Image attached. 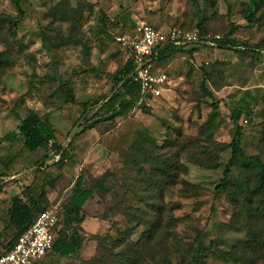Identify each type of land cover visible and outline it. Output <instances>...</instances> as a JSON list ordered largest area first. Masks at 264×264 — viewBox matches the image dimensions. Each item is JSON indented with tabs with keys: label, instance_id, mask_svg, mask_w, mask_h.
I'll use <instances>...</instances> for the list:
<instances>
[{
	"label": "rangeland",
	"instance_id": "1",
	"mask_svg": "<svg viewBox=\"0 0 264 264\" xmlns=\"http://www.w3.org/2000/svg\"><path fill=\"white\" fill-rule=\"evenodd\" d=\"M212 1L25 0L21 17L0 0V17L12 20L0 23V251L17 239L9 210L19 197L56 207L65 236L82 237L75 254L50 252L37 264H186L200 246L199 264H264L258 167L237 162L225 190H216L238 129L245 153L264 163V0H256L251 23L249 0ZM121 15L128 31H116ZM140 22L196 32L201 42L161 51L166 90L129 106L116 37ZM216 36L229 40L226 47L207 43ZM32 112L51 123L58 146L24 147L18 126ZM147 154L174 162L177 183L169 187L157 165L143 162ZM79 178L94 194L68 224ZM159 188H166L162 217H139L136 210L148 212L142 201L159 200ZM152 219L161 230L151 239Z\"/></svg>",
	"mask_w": 264,
	"mask_h": 264
},
{
	"label": "trees",
	"instance_id": "2",
	"mask_svg": "<svg viewBox=\"0 0 264 264\" xmlns=\"http://www.w3.org/2000/svg\"><path fill=\"white\" fill-rule=\"evenodd\" d=\"M10 3L13 5V7L16 9L18 14L21 17L25 16V10L23 7L25 0H9ZM211 3L214 4L215 2L211 0ZM244 7H246L245 10V19L251 23L254 21L255 18V9L257 6L256 0H249L248 2H243ZM5 19V20H4ZM2 21H8L11 23V19L9 18H3L0 17V23ZM229 43V40L218 41V45L220 47H226V45ZM245 50H251V51H258L255 48H251L249 46H245ZM133 64L131 60L127 59V61L124 64V67L118 72V82L122 83L124 87L125 94L128 95L129 99H131L129 102V106L133 105V102L141 100V90L138 84L132 81V79L129 78L132 70H133ZM202 88L204 91V94L210 98L213 97V94L208 90L206 87V83H202ZM214 109H217L219 107L218 103L214 104ZM18 132L20 135L23 136L24 139V147L30 151L35 152L42 148L47 147H56L58 146V140L55 134V131L51 125V123L45 119L43 116L32 112L29 114L26 118L22 120L20 125L18 126ZM241 136L242 132L241 129H238L234 135V138L232 139L230 143V148L232 150L231 157L226 164L224 175L221 180V183L216 187L217 193H222L225 190V184L226 181L229 179V176L231 174L232 168L234 165L241 161V162H248L252 163L254 162L259 170V184H258V190L264 194V163L260 160L259 156H248L245 151L243 150L241 146ZM143 162L147 163H153L159 167V171H161L162 176L164 179H168V185L169 187H172L173 184L177 183L176 178L177 175L173 171L174 162H171L170 160H167L166 157H162L159 155L151 156L149 154L145 155L143 159ZM131 162V160H129ZM108 173L103 175L100 179L96 180L97 186L102 189H106V181L108 179ZM171 185H170V184ZM166 188L164 189H157L156 197L159 199L158 201L155 200L153 202H146L142 201L145 204V207L148 212L142 211L140 209L136 210L137 215L139 217H142L143 215H147L150 213H153V216H157L158 218L162 217L163 210H165V202L163 201V194ZM93 190L92 189H85L82 187V181L79 178L76 188L74 191V194L72 195L70 202H69V212L70 216L67 218L68 224H71L76 220L81 213V209L83 205L86 203L87 200L91 199L93 197ZM132 208H123L122 212L123 214L129 216L131 213H133ZM42 210L39 206H31L24 202L21 198L16 197L13 199L12 205L9 210V220L10 223L17 229L19 236L32 224L37 214ZM157 214V215H156ZM149 218L151 216L148 215ZM150 231H152L151 239L154 238L158 232L161 230V226L159 223H157V219H152ZM17 239L10 243L8 248L5 251H9ZM82 247V237L80 234L75 232V234L71 237L65 236L62 226L60 225V228L58 230L57 238L55 241L54 248L52 250V253H58L61 256H69L75 254L77 251H79ZM204 248L202 246L198 249V255L193 256L192 260L187 262L186 264H199L201 254L203 253ZM130 255L137 259V263L142 262V253L139 252L136 248L131 249ZM259 250L256 254V257L258 256ZM152 259H154V256H152ZM159 264H170L168 258H164L163 262L161 261Z\"/></svg>",
	"mask_w": 264,
	"mask_h": 264
},
{
	"label": "built area",
	"instance_id": "3",
	"mask_svg": "<svg viewBox=\"0 0 264 264\" xmlns=\"http://www.w3.org/2000/svg\"><path fill=\"white\" fill-rule=\"evenodd\" d=\"M220 40L221 37L216 36L207 43L216 44ZM116 41L134 66L129 78L139 85L141 100H145L160 97L169 81L167 72L157 68L160 52L169 47L200 43L201 39L196 32H185L179 28L162 29L140 22L133 34L117 36ZM244 121L246 123L248 119ZM60 221V212L56 207L42 208L13 247L0 253V264H37L52 252Z\"/></svg>",
	"mask_w": 264,
	"mask_h": 264
},
{
	"label": "crops",
	"instance_id": "4",
	"mask_svg": "<svg viewBox=\"0 0 264 264\" xmlns=\"http://www.w3.org/2000/svg\"><path fill=\"white\" fill-rule=\"evenodd\" d=\"M128 20V18H127V16H124V15H121L120 17H119V19L116 21V24H117V26H116V31H128L130 28H131V26H130V23L127 21ZM114 21V20H113ZM154 26H156V27H158V28H162V27H159V26H157V25H154ZM162 29H165V28H162ZM125 35H130V34H125ZM118 36H120V35H118ZM122 36V35H121ZM115 38V37H114ZM127 53L125 52V62L127 61ZM160 70V69H159ZM166 90V87H165V89L163 90V92ZM163 92H162V95H163ZM161 95V96H162ZM5 250H2V251H0V253H3Z\"/></svg>",
	"mask_w": 264,
	"mask_h": 264
}]
</instances>
